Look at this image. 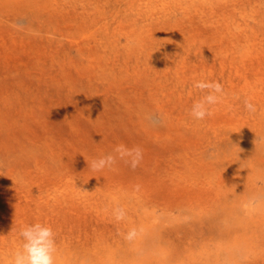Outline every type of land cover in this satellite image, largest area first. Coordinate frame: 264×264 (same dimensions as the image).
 I'll return each instance as SVG.
<instances>
[{
  "label": "rangeland",
  "instance_id": "1",
  "mask_svg": "<svg viewBox=\"0 0 264 264\" xmlns=\"http://www.w3.org/2000/svg\"><path fill=\"white\" fill-rule=\"evenodd\" d=\"M37 221L57 264H264V0H0V264Z\"/></svg>",
  "mask_w": 264,
  "mask_h": 264
},
{
  "label": "clouds",
  "instance_id": "2",
  "mask_svg": "<svg viewBox=\"0 0 264 264\" xmlns=\"http://www.w3.org/2000/svg\"><path fill=\"white\" fill-rule=\"evenodd\" d=\"M193 87L202 93L200 99L196 100L190 110V115L202 121L212 115L211 106L219 103L224 94L222 83L218 81H196ZM244 108L250 114L255 113L256 106L250 101H244ZM143 158L142 149L139 146L132 148L124 144L116 145L111 153L100 156L91 161L90 167L93 171H102L105 168L112 169L118 160L124 161L130 168L139 166ZM258 198H251L245 208L254 209ZM116 220L125 217L123 208L114 209ZM137 235L135 228L131 229L126 239L132 240ZM20 246L11 253V264H57V242L56 234L52 227L42 222H34L24 225L19 233Z\"/></svg>",
  "mask_w": 264,
  "mask_h": 264
}]
</instances>
